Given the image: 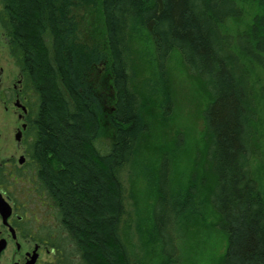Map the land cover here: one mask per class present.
Masks as SVG:
<instances>
[{
    "label": "trees",
    "instance_id": "obj_1",
    "mask_svg": "<svg viewBox=\"0 0 264 264\" xmlns=\"http://www.w3.org/2000/svg\"><path fill=\"white\" fill-rule=\"evenodd\" d=\"M240 1L0 0L35 137V172L21 175L20 187L49 206L53 264H180L182 232L203 215L204 202L227 238L224 264H264L248 66L264 67V0H250L260 13L248 31L234 34L226 24L243 16ZM78 3L91 13L85 24ZM142 34L153 44L164 118L174 109L167 82L174 52L210 94L203 120L213 184L194 171L174 187L167 150L153 172L138 165L148 123L133 81L132 41Z\"/></svg>",
    "mask_w": 264,
    "mask_h": 264
},
{
    "label": "rangeland",
    "instance_id": "obj_2",
    "mask_svg": "<svg viewBox=\"0 0 264 264\" xmlns=\"http://www.w3.org/2000/svg\"><path fill=\"white\" fill-rule=\"evenodd\" d=\"M239 4L243 9V16L238 20H230L226 24V30L234 34L248 31L255 15L260 13L257 4L250 0L240 1ZM78 10L85 24L84 21L89 19L91 13L88 14V8L79 3ZM85 30L83 28V34ZM132 58L134 85L141 92L145 107L147 105L144 109V116L148 129L141 140L138 156L139 167L145 171V174L147 171H152L156 166L157 155L167 150L171 154L173 164L172 184L174 187L188 184V179L194 171H199L202 177L206 176L207 181L213 184L215 180L207 170L205 172L208 141L205 135L203 112L210 101V94L204 83L190 73L181 55L174 52L167 70V82L169 81L174 109L172 116L166 119L163 117V109L158 106L159 96L156 93L161 85L158 87L156 85L161 80L158 78L155 67L153 44L144 34L136 36L132 41ZM248 66L251 72L256 111V119L253 123L254 145L258 152L252 160L251 169L264 197V67ZM0 67L5 71L6 84L11 85L19 78V69L11 56L7 38L1 26ZM100 80L103 81L102 78ZM14 123H16V118L3 110L0 100V133L2 134L0 147L3 156L13 153L10 151L14 149L10 132L11 125ZM147 194V181L143 178V181L142 179L139 181V195L140 202H142L140 216L143 218L148 216L149 198ZM146 198L148 200H145ZM203 205L204 209L201 211L203 215L198 216L195 222L182 232L180 264H224L227 238L217 227V216L212 208L205 202Z\"/></svg>",
    "mask_w": 264,
    "mask_h": 264
},
{
    "label": "flooded vegetation",
    "instance_id": "obj_3",
    "mask_svg": "<svg viewBox=\"0 0 264 264\" xmlns=\"http://www.w3.org/2000/svg\"><path fill=\"white\" fill-rule=\"evenodd\" d=\"M4 72L0 67V100L16 123L10 132L13 153L3 156L0 147V264H53L56 252L49 242V206L40 197L32 199L20 187L21 175L35 172L30 107L23 95L21 75L9 85Z\"/></svg>",
    "mask_w": 264,
    "mask_h": 264
}]
</instances>
